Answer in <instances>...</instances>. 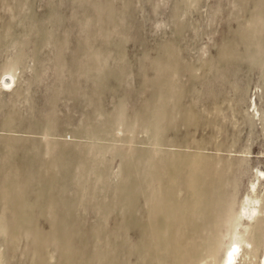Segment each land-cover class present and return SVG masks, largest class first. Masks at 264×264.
I'll list each match as a JSON object with an SVG mask.
<instances>
[{"label":"rangeland","instance_id":"rangeland-1","mask_svg":"<svg viewBox=\"0 0 264 264\" xmlns=\"http://www.w3.org/2000/svg\"><path fill=\"white\" fill-rule=\"evenodd\" d=\"M259 170L264 0H0V264H260Z\"/></svg>","mask_w":264,"mask_h":264},{"label":"bare ground","instance_id":"bare-ground-1","mask_svg":"<svg viewBox=\"0 0 264 264\" xmlns=\"http://www.w3.org/2000/svg\"><path fill=\"white\" fill-rule=\"evenodd\" d=\"M259 172L261 174H264L263 171L259 170ZM258 179V178H257ZM255 186V184L253 185ZM251 186V187H253ZM257 186V184H256ZM254 188H252L253 190ZM251 190V191H252ZM256 192V191H255ZM254 194V193H253ZM256 194V193H255ZM254 194V196H255ZM247 197H248V200H247ZM246 197V200L250 203H245L246 205L244 206L243 204V209H242V212H240V218L241 219H255L257 216H260L261 214L264 213V211H262L259 206H258V202L259 200L256 198V199H253L251 198V200L249 201V196ZM258 197V196H257ZM261 201V200H260ZM260 203V202H259ZM260 205V204H259ZM250 221V220H249ZM242 222V221H241ZM241 225V223H240ZM243 225V224H242ZM246 229V228H245ZM238 231V230H237ZM249 237V236H248ZM249 240L250 239H247L245 237L244 234H242L241 232H236L235 233V236L233 237L232 241L230 242L229 244V249L227 250V253H226V257H225V261L223 264H235L236 263V259L241 255L242 253V250L245 248L243 245L244 244H251L249 243ZM251 242V241H250ZM245 251V250H244ZM248 252V251H247ZM260 264H264V254H263V257L260 259Z\"/></svg>","mask_w":264,"mask_h":264}]
</instances>
